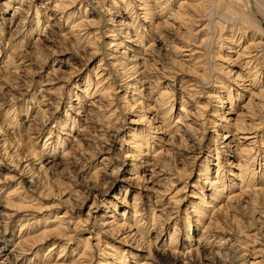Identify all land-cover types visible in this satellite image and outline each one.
I'll list each match as a JSON object with an SVG mask.
<instances>
[{
	"label": "bare ground",
	"instance_id": "bare-ground-1",
	"mask_svg": "<svg viewBox=\"0 0 264 264\" xmlns=\"http://www.w3.org/2000/svg\"><path fill=\"white\" fill-rule=\"evenodd\" d=\"M9 1L6 13L11 4L19 0ZM28 3L30 0H22L19 5L13 6L12 17L7 18L9 23L18 21L15 41L21 46H27L32 36L46 33V27L50 26L52 31L55 28L66 31L64 36L69 35L80 47L85 45L98 51V42L106 33L104 24L109 23L106 26L109 47L98 67H95L93 77L88 74L81 84L69 89L68 109L64 117L55 122V128L51 126L48 129V138L42 144L39 142L41 151L37 152L35 145L38 142L35 139L42 138L40 131L46 130L47 121H43L34 134L35 138L31 137L29 141L34 156H46L48 168L45 167V177L59 164V150L63 152L61 161L66 164L75 165L85 159L82 151L89 144L78 135L86 127L77 116L86 110L87 99L99 95L108 99L105 100L107 104L102 105L108 110L99 118L108 126L125 121L127 110L135 111V107H140L136 111L137 120L142 123L140 128L134 126L129 131L118 129L111 134L108 148H116L117 144L120 154L125 151L124 158H119L117 151V158L108 155L102 162L105 167L112 168L113 174L131 173L133 164L126 162L128 159L141 156L142 160H147L149 154L158 152L155 142L162 150L164 135L170 136L172 141L181 132L189 141V152L199 154L206 150V155L198 164L197 176L210 188L205 194L199 181L194 186L202 191L199 201H194L192 205L191 212L196 220L193 221L194 218L189 215L184 219L183 232L188 243L183 249L177 245L179 229L176 224L168 240L163 238L160 241L158 253H161L165 264H191L193 261L187 259L190 256L207 259L209 248L217 245L212 241L213 236H204L205 233L192 244L197 225L201 226L207 219L212 224L218 223L220 214L227 217L234 214L235 217L239 208L234 205L236 202L245 201L248 191L257 195L264 190V0L96 1L103 15L91 12L81 0H43L32 13L23 15L22 12L27 11L23 6ZM3 30L4 27V33ZM1 36L0 55L3 52L5 56L2 59V76L8 79V74H17L21 64H15L11 47L4 44ZM115 76L117 80L113 81ZM119 81H123L119 86L126 89L118 96L120 90L115 85ZM36 97L34 91L32 100L36 101ZM176 100L181 101L180 109L176 108ZM189 107L195 113L188 112ZM175 108L176 112H182L179 117L172 115ZM72 110L76 117L71 115ZM24 111L27 117L30 105ZM38 112L37 115L42 114ZM193 114L196 115L192 122L199 125L197 129H191L192 123L187 125L190 128L183 124L185 118L190 120L188 115ZM43 115L48 116L46 113ZM41 118L40 121L43 120ZM175 118H178L176 124ZM4 121L19 130L15 110L7 112ZM183 126L186 128L183 129ZM78 128L79 132L75 133ZM210 129L213 134L209 142L204 134H196L197 131L205 133ZM68 137L74 138L70 146ZM194 155L193 158H196ZM123 166L128 170L122 171ZM27 167L20 169L23 172L20 176V170L0 167V238L5 237L9 230L12 235L6 243L0 244V264H153L149 262L153 253L150 247L152 241L148 238L149 249L143 256L116 246L110 239L124 234L122 230L126 225L130 229L136 228L142 238H150L151 225L158 224L155 208L150 211L139 207L137 194L133 195V202L130 201L131 183L125 180L126 184L112 196L113 200L95 198L84 219L81 214L74 215V207L64 208L62 203L50 200L52 185L42 184L40 178L35 180L36 172L31 169L32 166ZM139 169L137 167L133 172L136 179L142 177ZM26 172L30 176L24 177ZM93 175L98 178L99 170ZM59 183L63 186L60 191H67L65 194H70L68 197L75 193L72 184ZM148 198L153 201L151 194ZM251 200L253 203L257 201L256 198ZM100 206H103V211L99 217L92 210ZM261 217L264 219L263 213L257 220ZM90 220L92 230L83 227ZM260 230L245 233L246 238L258 242ZM156 231L154 242L160 238V232ZM235 242L230 251L245 260V264H264L263 244L257 243L259 247L248 249V241L240 245H234ZM222 246L219 245L220 248ZM251 253L255 255L254 260L246 259Z\"/></svg>",
	"mask_w": 264,
	"mask_h": 264
},
{
	"label": "rangeland",
	"instance_id": "rangeland-1",
	"mask_svg": "<svg viewBox=\"0 0 264 264\" xmlns=\"http://www.w3.org/2000/svg\"><path fill=\"white\" fill-rule=\"evenodd\" d=\"M21 1L22 0L12 3L11 8L8 10V13H6L5 8L9 5L10 1L0 0L1 33H3L2 28L4 27V33L2 34V36L0 33V36L2 37L1 39L4 44H7V46L11 47L10 53L13 54L15 64H21L22 66H20L17 74H8V79L5 76H2V70L4 69V67H2V65L4 64L2 62V59L5 56L3 52L1 53L0 167H2L3 169L4 167H6L10 168V170L19 171L25 166H28L27 168H30L32 166L31 169H34V172H36L35 180L40 178L42 184L47 183V185H52L53 194L50 200H55L62 203L61 207L65 206L64 208L74 207V215L81 214V217H83L84 219L87 217L86 215L87 212L91 209V205L96 201L95 198H97V200H102V198L113 200L112 196L118 194L119 188L123 184H126L125 180H127L129 183H131L129 186V189L131 190V194L129 195L130 201L133 202L132 197L134 194H137L138 198L140 199L139 207L144 208V210L150 209V211L155 208L154 214H156V217L158 218V224H156L155 226L151 225L150 238L148 236L142 238L140 232L137 231L136 228L130 229L126 225L122 230L125 232L124 234H120L118 236L114 235L110 237V239L115 242L114 244L116 246H123L124 248L132 250L133 253L136 252L143 256L146 255V252L149 249V243L147 241L148 238V240L152 241V246L150 245V247L153 253L152 259L149 260V262L153 264H165L163 263L162 256L160 255L161 253H158V247L160 246V241L163 238L166 241L168 240L169 233L174 232V226L176 224L178 225L177 227L179 229L177 234V245L181 246V249H183L188 243L187 237L183 232L185 229L184 219L187 215L194 218V213L191 212L192 205L194 201H199V195L201 194L200 191H202L199 190L201 188L195 189L194 186L199 181L197 175L200 166L198 164L206 155V150L203 153L199 154L189 152V141L185 139L186 136H184L182 132L180 136L176 135L172 141L170 140V136L164 135L165 139H162V143H164L165 149L163 148L161 150L159 148V144H156L155 142V147L157 148L158 152L149 154V156L146 157L147 160L145 158L142 160L141 156H139L136 159H128L126 161H129V164H133V166H131L132 174L137 169V167L140 168L139 170L141 171V178L136 179L134 178V174L132 175L131 173H118L117 175L113 174L112 168L105 167V165L103 164V162L105 161L103 160L104 157L108 155H113L114 157H116L115 154L118 151L117 144L116 148H108L110 147L109 144L112 140V135L115 134L116 130L118 131V129L119 131H129V129L134 126L140 128L142 126V123L138 122V112H136L139 111L140 107H135V111L127 110L124 115L126 118L125 121L120 120L115 125L112 124L111 126H108L106 123L99 119L103 117L106 110H108L107 107L102 106L103 104H107L105 102L108 101V99H102V97L99 95L98 97L96 96L94 98L87 99V101H85V103H88L85 108L86 110L83 111L80 116H77L78 119L83 120L81 124H84V127H86V131L84 130L81 135H78L80 139H83L86 143L89 144L87 148L82 151V157H84L85 159H83V161H79L75 165L66 164L67 162L61 161L63 152L59 150V158H57L59 164L56 165L55 168H52V170H49L48 176L45 177V173L47 170L45 169V167L48 168V161L46 160V156L42 157V155L39 154L38 156H36V154L35 157L31 153V148H29V141L31 137L35 138L34 134L38 130V127L42 126L43 121H47L45 122L46 130L40 131L42 133V138L38 140L35 139V141L38 142V144L35 145V148L37 152H40L41 147H39V142L40 144H42L43 141L48 138V129H50L51 126L56 125L55 122L63 118L68 109L69 89L74 88L75 84H81L82 81L85 80V76H87L88 74L93 77L95 69L101 62L100 60L102 59V57L106 55L107 48L109 47V45H107L109 41V38L107 36L109 35V33H107L108 27H106L109 23L105 22V27L103 28L106 33L101 37L99 42L97 41L99 43L98 51H94L93 47H90L91 49L89 48V46L85 47V45H81L80 47L76 42H74V39L70 38L69 35L64 36L66 31L61 32L60 29L55 28V32L54 30H51L50 26H48V28L46 27V33L44 32L41 35L32 36L27 46H21L15 41L18 21L16 20V23L14 24L9 23V20L7 21V18H11L13 15L14 8L12 7L19 5ZM81 1L83 2V5L88 6L91 12L96 11L98 15H103V12H101L100 9L101 7L96 6V1L101 0ZM41 2H43V0H30V3H28L29 5L26 4L25 6H23V8H25L27 11H23L22 14L27 15L28 12L32 13L33 10L36 9V6L40 5ZM84 48L86 51L84 50ZM52 65L54 68H52ZM49 72L52 73L49 74ZM3 74L5 75V73ZM48 76L51 79H54L51 80ZM114 80H117L116 76L113 81ZM121 83H123V81H119L115 85V87L120 90V92H118L117 94L118 96L122 94L126 89L125 87L119 86ZM27 90L30 91L27 92ZM206 90L209 89L207 88ZM34 91L37 93L36 101L32 100ZM176 101V108L180 109L182 106L181 101ZM92 102L95 104L91 105ZM151 103H153V101ZM29 105L30 111L26 117V112L24 110L26 106ZM176 108L174 109L172 115L179 117L182 112H176ZM11 110L16 111L19 130H17L16 127L13 128L4 121L7 112ZM187 110H189L188 112H190L191 114L195 113V111L191 107H189ZM140 111H142V113L145 112L144 110ZM37 112L42 113L41 115L43 117L40 114H38L40 115L38 116ZM43 113H46L48 116L43 115ZM75 114V111L72 110L71 115L76 117ZM148 115H150L151 117L153 116L151 112H148ZM195 115L196 114H193V116L188 115V119L190 120H187V118H185L186 120L183 122V124L187 126L192 123L191 129H194L195 127V129H197L199 125L192 122V119L194 120ZM40 118L41 120H43L40 121ZM177 119L178 118H175L174 124H176ZM187 127L190 128V126ZM79 128L75 130V133L79 132ZM185 128L186 127L183 126V129ZM209 132L205 131L204 133L199 131L198 133L197 131L196 134H204L206 138H208L207 142H209V139L213 134L212 129H210ZM160 135L162 136L163 134ZM85 136L87 139L85 138ZM68 138L70 139V142H68V146H70L73 144L72 142L74 138ZM159 143L161 144V142ZM124 148H127L125 144ZM166 148L170 149V151H168ZM122 152L123 153L120 154V152L118 151L119 158H124V154L126 153H124L125 151ZM154 154H157V156L154 157ZM193 155L196 158H193ZM144 160L146 161L143 163ZM16 163H18L17 167ZM145 163L148 164L145 165ZM123 169L124 170L122 171L128 170L124 166ZM98 170L100 176L96 178L93 173ZM21 173L23 172H21L20 170L19 176L21 175ZM23 175L24 177L30 176V174L27 172ZM99 179H101V181ZM61 181L66 185L72 184L71 187L72 189L74 187L75 193L70 197H68L70 194H65L67 193V191L62 193L60 191L62 190V185H59V182ZM169 181H172L173 183H169ZM199 182L201 186L203 185L202 189L204 190V193L208 194V190L210 187L207 184L204 185L203 183H201V181ZM247 193L248 194H246L244 197L245 201L241 200L240 202H236L234 204L239 207L236 209L235 217L234 214L229 215L228 217L225 214H220V223L215 222V224H212L210 223V220L207 219L205 223L203 222V224H201V226L197 225L198 230L194 233V241L192 242V244H195L196 240L199 239L203 233H205L206 235L204 236H213L212 241H214V244L217 246L209 248L206 254L207 259H202V257L196 258L193 256L187 258L189 262L193 261L191 264H245V260L240 258L238 255H235L234 251H230L232 243L236 241L234 245H240L239 243H245V241H248V249L259 247V244L264 245V233H261L264 231V219L261 217L260 220H257L260 217V214H264V190L263 192H257V195L252 191H248ZM150 194L152 195V202L150 201V198H148ZM96 195L97 197H95ZM170 196L175 197L173 199L169 198ZM254 198H256L257 200L255 201L256 203H253V201L251 200ZM177 199H180V201H177ZM150 203H152V206H150ZM102 211L103 206L94 208V210H92V212H94V215L96 216L101 215ZM118 211L121 212V208H119ZM195 220L196 218H194L193 221ZM91 224L92 223L90 220L89 222L84 224L83 227H89V229L92 230ZM208 224L211 225L207 227ZM193 228L194 230H196L194 224ZM106 229L107 228L103 229V231H105ZM156 230L160 232V238L158 242H154L153 240V238H155V236L157 235ZM257 230H260L258 242L254 243L252 238H246V234L248 232L255 233L257 232ZM16 233H18V228L16 230ZM11 236V230H9L5 237L0 238V244L6 243L7 240L11 239ZM221 244L223 246L220 248L219 245ZM9 245L11 246V244ZM10 246L8 247V249H10ZM56 256L58 255L56 254ZM254 257L255 255L251 253L249 258L246 259L254 260Z\"/></svg>",
	"mask_w": 264,
	"mask_h": 264
}]
</instances>
